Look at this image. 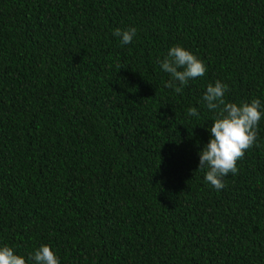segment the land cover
<instances>
[{"label":"trees","instance_id":"1","mask_svg":"<svg viewBox=\"0 0 264 264\" xmlns=\"http://www.w3.org/2000/svg\"><path fill=\"white\" fill-rule=\"evenodd\" d=\"M173 46L207 68L181 94L160 67ZM216 81L264 106V0H0V247L27 264L42 245L60 264H264V118L223 190L199 170Z\"/></svg>","mask_w":264,"mask_h":264},{"label":"clouds","instance_id":"2","mask_svg":"<svg viewBox=\"0 0 264 264\" xmlns=\"http://www.w3.org/2000/svg\"><path fill=\"white\" fill-rule=\"evenodd\" d=\"M137 34L135 28L128 30L116 29L114 36L120 38L121 45L133 42ZM161 69L169 74L170 79L165 87L173 89L177 94L183 92L190 80L203 77L207 68L192 52L182 46H173L160 63ZM228 86L220 81L209 84L203 96L206 107L216 113L209 132L211 139L199 153V170H206V182L216 190H223L226 185L224 178L229 174L238 173V162L243 160L246 152L251 149L258 137V127L264 111L260 99L251 103L236 104L226 102L225 94ZM188 115L199 117L195 107L188 109ZM28 260L34 264H60L56 253L49 245H42ZM0 264H27L25 257L16 254L12 247H0Z\"/></svg>","mask_w":264,"mask_h":264}]
</instances>
